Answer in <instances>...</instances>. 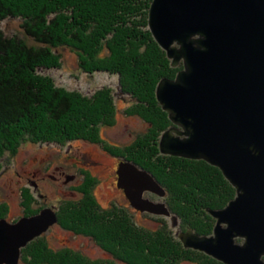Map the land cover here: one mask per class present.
Wrapping results in <instances>:
<instances>
[{"label": "trees", "instance_id": "1", "mask_svg": "<svg viewBox=\"0 0 264 264\" xmlns=\"http://www.w3.org/2000/svg\"><path fill=\"white\" fill-rule=\"evenodd\" d=\"M152 1L0 0V24L9 17H23L26 34L37 42L30 44L0 27V158L26 141L100 143V128L114 123L116 105L110 88L87 97L65 90L43 73L48 66H61V54L54 48L68 45L76 50L84 72L118 75L121 90L131 100L125 112L149 124L133 143L120 148L105 144L104 149L155 176L167 190L165 201L178 216L180 230L210 235L216 220L209 209L225 207L236 196V188L219 167L203 159L160 151V137L173 123L156 99V87L162 78H175L183 64L172 66L149 29ZM95 183L89 179L80 187L82 200L62 203L58 223L93 239L112 257L91 259L70 248L54 250L37 237L22 248V260L29 264H176L188 259L224 264L208 255L185 253L203 252L185 247L166 223L158 231L144 230L124 208H102L91 194ZM3 213L0 210V216ZM154 235L162 238L158 246L166 247L151 246Z\"/></svg>", "mask_w": 264, "mask_h": 264}, {"label": "water", "instance_id": "2", "mask_svg": "<svg viewBox=\"0 0 264 264\" xmlns=\"http://www.w3.org/2000/svg\"><path fill=\"white\" fill-rule=\"evenodd\" d=\"M149 28L173 66L157 98L173 125L160 137L165 154L205 159L236 188L213 233L179 231L188 248L226 264H264V0H153ZM117 185L139 211L179 218L166 188L148 170L121 158ZM58 222L49 207L16 222L0 219V264H18L21 250ZM242 238L241 242L238 239Z\"/></svg>", "mask_w": 264, "mask_h": 264}, {"label": "rangeland", "instance_id": "3", "mask_svg": "<svg viewBox=\"0 0 264 264\" xmlns=\"http://www.w3.org/2000/svg\"><path fill=\"white\" fill-rule=\"evenodd\" d=\"M23 23V17H9L0 24V27L8 35H19L26 38L30 44H37L33 37L26 34L22 26ZM54 49L61 54V66H48L43 73L54 79L55 83L65 90L78 91L80 95L87 97L94 96L97 91L103 92L106 88H110L116 105L114 123L100 128V137L103 140L100 143L87 139H72L61 143L26 141L13 154H6L0 158V210L2 213L4 212L3 216H7L6 218L10 222H16L24 213L29 214L34 211L39 213L44 208L51 207L57 213L62 203L83 199L84 193L79 189L90 179L96 180L91 194L102 208L113 206L124 208L133 215L136 224L144 230L158 231L161 225L166 223L172 228L174 235L179 236V224L173 226L171 216L135 209L124 190H121L117 185L116 171L121 158L113 156L105 150V144H113L114 147L118 146V148L124 147L133 143L139 135H143L149 128L148 122L142 117L125 112L126 107L131 104V100L121 90L119 76L108 72H84L79 66V57L74 48L64 45ZM163 50L165 49L163 48ZM156 99L161 108L167 112L158 100L157 93ZM146 196L155 201H165L166 198V196L160 197L150 192H147ZM214 219L216 220L215 217ZM141 235L143 233L140 231ZM38 237H43L48 246L54 250L70 248L82 252L91 259H110L112 257L93 239L66 230L59 223L53 224ZM154 237L156 242L151 246L166 247V244L158 246L162 238L156 235ZM137 239L134 238L136 241ZM179 240L182 242L180 237ZM174 241L177 242L178 239L175 237ZM199 251L203 253H185L199 257L201 254L208 255L219 260L205 251ZM18 264L29 263L20 258ZM176 264H198V262L186 259Z\"/></svg>", "mask_w": 264, "mask_h": 264}, {"label": "flooded vegetation", "instance_id": "4", "mask_svg": "<svg viewBox=\"0 0 264 264\" xmlns=\"http://www.w3.org/2000/svg\"><path fill=\"white\" fill-rule=\"evenodd\" d=\"M122 190V189H121ZM23 216H29V215H26V213H24V215ZM23 216H21V217H23ZM4 218H6L7 216H3ZM2 216L0 217V218H3ZM7 219V218H6ZM8 220V219H7ZM9 221V220H8ZM58 223V222H57Z\"/></svg>", "mask_w": 264, "mask_h": 264}, {"label": "bare ground", "instance_id": "5", "mask_svg": "<svg viewBox=\"0 0 264 264\" xmlns=\"http://www.w3.org/2000/svg\"><path fill=\"white\" fill-rule=\"evenodd\" d=\"M167 196V195H166Z\"/></svg>", "mask_w": 264, "mask_h": 264}]
</instances>
